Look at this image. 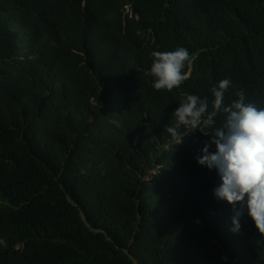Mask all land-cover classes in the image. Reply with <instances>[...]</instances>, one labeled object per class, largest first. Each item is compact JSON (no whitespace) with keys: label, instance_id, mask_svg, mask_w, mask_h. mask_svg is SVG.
<instances>
[{"label":"trees","instance_id":"obj_1","mask_svg":"<svg viewBox=\"0 0 264 264\" xmlns=\"http://www.w3.org/2000/svg\"><path fill=\"white\" fill-rule=\"evenodd\" d=\"M180 46L187 78L154 89ZM223 79L264 107V0H0V264H264L195 160L226 114L166 131Z\"/></svg>","mask_w":264,"mask_h":264},{"label":"clouds","instance_id":"obj_2","mask_svg":"<svg viewBox=\"0 0 264 264\" xmlns=\"http://www.w3.org/2000/svg\"><path fill=\"white\" fill-rule=\"evenodd\" d=\"M151 56L154 89L171 91L183 84L187 78L183 70L190 60L187 48L153 51ZM231 86L230 79H223L211 89L214 96L211 112L207 98L187 95L174 111L176 126L166 127V131L177 139L178 145L184 134L201 131L202 121L211 125L219 112L226 114L223 125L215 129L195 160L199 166L215 170L220 178L213 195L231 206L229 230L240 233L242 221L247 219L259 234H264V107L246 102L243 93L225 105V92ZM182 127L185 132L181 135L177 129Z\"/></svg>","mask_w":264,"mask_h":264},{"label":"rangeland","instance_id":"obj_3","mask_svg":"<svg viewBox=\"0 0 264 264\" xmlns=\"http://www.w3.org/2000/svg\"><path fill=\"white\" fill-rule=\"evenodd\" d=\"M155 169L156 168L152 169L149 173L152 174L153 172H155Z\"/></svg>","mask_w":264,"mask_h":264}]
</instances>
